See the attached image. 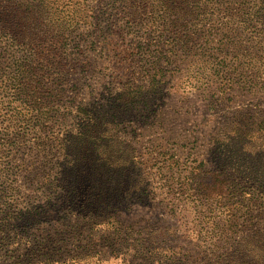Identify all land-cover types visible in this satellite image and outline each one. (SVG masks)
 Instances as JSON below:
<instances>
[{
  "label": "rangeland",
  "instance_id": "374dc122",
  "mask_svg": "<svg viewBox=\"0 0 264 264\" xmlns=\"http://www.w3.org/2000/svg\"><path fill=\"white\" fill-rule=\"evenodd\" d=\"M166 1L0 0V264H264L263 0Z\"/></svg>",
  "mask_w": 264,
  "mask_h": 264
},
{
  "label": "trees",
  "instance_id": "16d2710c",
  "mask_svg": "<svg viewBox=\"0 0 264 264\" xmlns=\"http://www.w3.org/2000/svg\"><path fill=\"white\" fill-rule=\"evenodd\" d=\"M157 1V3H159L160 4V6H161V8H163L164 7V5H166V6H168V2L166 1V0H156ZM178 1V3H179V5L178 6H176V9H180V10H188V8H187V3H188V0H177ZM19 4L17 3L15 6H13V7H15V8H17V6H18ZM28 6V8H29V6H31V5H27ZM171 6V5H170ZM21 6H19L18 8H20ZM257 9L258 10H261V11H263L264 12V0H263V5L261 6V5H259L258 7H257ZM263 14V13H262ZM5 33H7V34H11V32H13V31H9L8 32V30L7 31H4ZM0 37H2V35L3 36H7V35H5L4 33H3V28H0ZM13 36V34L11 35V38L13 39V40H16L17 38H14V36ZM16 41H12V44H14ZM13 46V45H12ZM24 62H20L19 64H20V66L18 65V67L15 69V77H14V79L12 80V88H13V90H14V92L16 93V96H19V94H21V93H19L20 92V90L21 89H19V87L20 86H22L21 85V80L20 79H23V78H25V77H27L28 76V74L31 72V70H29V69H27V65L26 64H23ZM16 85V86H15ZM19 86V87H18ZM1 224V226H2V223H0ZM15 227V226H14ZM13 230V228L12 229H10V231H12ZM30 260H31V258H30Z\"/></svg>",
  "mask_w": 264,
  "mask_h": 264
},
{
  "label": "clouds",
  "instance_id": "9594fccd",
  "mask_svg": "<svg viewBox=\"0 0 264 264\" xmlns=\"http://www.w3.org/2000/svg\"><path fill=\"white\" fill-rule=\"evenodd\" d=\"M86 264H97V262L96 261H88V262H86Z\"/></svg>",
  "mask_w": 264,
  "mask_h": 264
}]
</instances>
